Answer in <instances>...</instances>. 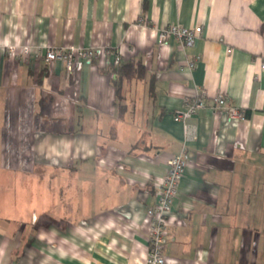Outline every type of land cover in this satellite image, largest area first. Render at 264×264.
Here are the masks:
<instances>
[{"label": "crops", "instance_id": "crops-1", "mask_svg": "<svg viewBox=\"0 0 264 264\" xmlns=\"http://www.w3.org/2000/svg\"><path fill=\"white\" fill-rule=\"evenodd\" d=\"M170 24L201 33L161 47ZM10 46L111 53L67 76ZM113 53L143 67L118 91ZM263 58L264 0H0V264H145V211L185 138L173 115L201 92L165 264H264Z\"/></svg>", "mask_w": 264, "mask_h": 264}, {"label": "built area", "instance_id": "built-area-1", "mask_svg": "<svg viewBox=\"0 0 264 264\" xmlns=\"http://www.w3.org/2000/svg\"><path fill=\"white\" fill-rule=\"evenodd\" d=\"M200 33L201 28L198 26L187 28L178 24H170L159 30L157 42L162 47L167 45L169 39L174 38L182 48L188 49L194 45ZM5 53L8 58L17 60H27L33 55L35 57H43L47 64L61 61L64 64L67 76H70L78 62L90 66L100 56L110 54L111 52L106 48L54 47L35 50V53H33L31 46H10L6 48ZM119 65V55L113 53L112 66L117 68ZM185 65L187 68L193 69L195 62L186 61ZM260 70L264 71V58L261 59ZM205 97V93L201 92L193 101L186 99L183 108L174 112L173 120L183 124L185 138L181 151L167 160L165 174L155 183V202L151 206H148L145 211L149 228L147 236L149 249L145 264H165L164 248L167 243V220L172 216L175 200L178 196L179 181L183 177L188 165L186 143L192 137L184 122L198 110L205 108ZM211 103L213 110L223 111L227 114L228 121L244 120L243 110L232 106L226 96L214 95L211 98Z\"/></svg>", "mask_w": 264, "mask_h": 264}, {"label": "trees", "instance_id": "trees-1", "mask_svg": "<svg viewBox=\"0 0 264 264\" xmlns=\"http://www.w3.org/2000/svg\"><path fill=\"white\" fill-rule=\"evenodd\" d=\"M143 67L142 65H137L133 67L132 65L123 66V67H117L114 74L116 75V78L114 79V83L116 84V90L119 89V80L121 78H135L142 74Z\"/></svg>", "mask_w": 264, "mask_h": 264}, {"label": "rangeland", "instance_id": "rangeland-1", "mask_svg": "<svg viewBox=\"0 0 264 264\" xmlns=\"http://www.w3.org/2000/svg\"><path fill=\"white\" fill-rule=\"evenodd\" d=\"M255 243V242H254ZM252 245H254V244H252ZM253 247V246H252Z\"/></svg>", "mask_w": 264, "mask_h": 264}]
</instances>
